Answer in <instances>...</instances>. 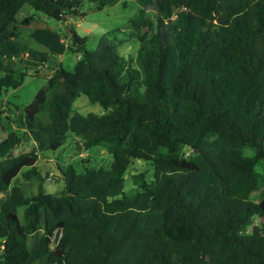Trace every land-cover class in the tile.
<instances>
[{
  "label": "trees",
  "instance_id": "trees-1",
  "mask_svg": "<svg viewBox=\"0 0 264 264\" xmlns=\"http://www.w3.org/2000/svg\"><path fill=\"white\" fill-rule=\"evenodd\" d=\"M126 1L0 0V102L27 76L45 80L0 108V264H264V0H133L135 59L119 55L120 29L89 50L66 25L72 70L20 43L26 4L65 24ZM81 95L105 113L73 112ZM69 134L79 153L104 146L111 166L57 167L64 187L45 193L38 155ZM136 159L152 178L124 192Z\"/></svg>",
  "mask_w": 264,
  "mask_h": 264
},
{
  "label": "rangeland",
  "instance_id": "rangeland-1",
  "mask_svg": "<svg viewBox=\"0 0 264 264\" xmlns=\"http://www.w3.org/2000/svg\"><path fill=\"white\" fill-rule=\"evenodd\" d=\"M125 3V6L123 5V2H119L100 11L89 9L88 4H86L84 6V11L87 12L86 16L80 21H73L69 23V26H73L74 29H76L78 35L87 38L86 47L89 50H93L96 47L101 36L105 35L109 31L120 29L122 30V32L118 33L117 37L122 42L118 44V53L121 57L127 60L135 59L138 52L139 43L136 39L129 38L125 35L126 30L124 29V26L126 25L128 19L136 13L138 6L133 0H128ZM29 15L33 16L34 20L43 22L44 25L48 27V31L41 33L43 34L44 38H50L52 36L63 37V34L67 32V29L63 28L59 22L46 17L42 13L34 11L27 4L23 6L21 11L17 15V18L19 19ZM78 24L80 28L76 27V25ZM66 40L68 47L71 46L70 40ZM20 43L32 47L40 52H51L49 51V49H47L48 47H45V45L36 41L23 42L20 40ZM61 50H63V55L61 59L60 57L58 58L56 56L57 61H59L65 69L72 70L78 58V55L72 52L70 48H62ZM37 81H39V83ZM39 85H42V80H28L24 82V84L20 88L16 89L15 92H12V95H14L13 97L17 96V102L27 104L32 99L37 88H39ZM11 103L13 104V102ZM72 111L82 115L91 113L97 116H102L105 113L104 109L101 106H99L98 104L90 103L87 97H85L84 95L79 96L75 100L72 106ZM39 117L42 121L46 122L47 112L45 111L41 113ZM1 123L4 126L7 125V122L4 118L1 119ZM2 133L3 131L0 129V135ZM76 141L77 138H75L72 134H69L64 146L56 151H46L41 154L42 158L37 162L38 171L42 175H44L46 172L49 174L48 179L43 183V189L45 193L59 192L64 187V181L56 172L57 167L65 169L68 165H73L77 171H82V167L84 166L104 167L107 169L110 168L112 158L104 146H96L79 153L76 150ZM30 145L31 144L29 143H23L20 145L17 151L26 152L30 150ZM138 173H144L146 180H150L152 178L153 168L149 162L139 159L134 160L124 173V192H129L132 189V176ZM17 181L21 184L25 183L24 179H22V176L20 175ZM26 184L27 186L25 187V189L27 194H29L30 192L36 193L37 188L35 183L29 182ZM258 194L259 192L253 193L252 198L254 200H258ZM7 198L8 194L6 192H0V206L7 200ZM22 211V208L18 209L19 218L21 221ZM0 221H3L1 211Z\"/></svg>",
  "mask_w": 264,
  "mask_h": 264
},
{
  "label": "crops",
  "instance_id": "crops-1",
  "mask_svg": "<svg viewBox=\"0 0 264 264\" xmlns=\"http://www.w3.org/2000/svg\"><path fill=\"white\" fill-rule=\"evenodd\" d=\"M69 22L70 21H67L65 24H61V26L63 27V28H65V25H69ZM76 27H79V24L78 25H76ZM80 28V27H79ZM78 30V29H77ZM46 31H48V27H46L45 25H44V23L43 22H40V21H36V20H33L30 24H28V25H25V26H22V27H20V33H19V40H21V41H23V42H27V41H36V42H38V43H41V44H43V45H45V47H48L47 49H49V51H51L50 53L49 52H46V51H44L43 53H46V54H49V55H51V57H53V61H55V62H57V63H59V64H61L59 61H57V59H56V56L59 58L60 57V59H61V57H62V55H63V50H61L62 48L64 49V48H69L68 47V45H67V40L65 39V38H63V37H61V36H58V37H55V36H52V37H50V38H44L43 37V34H41L42 32H46ZM66 31H68V30H66ZM75 31H76V29H75ZM40 32V33H39ZM78 59V58H77ZM16 64H17V61L16 60H14V59H11V60H7L6 62H5V70H9V69H11V68H14L15 66H16ZM45 74H47L46 72H45ZM35 80V79H37V80H42V85H43V83H44V76L42 75V74H39V75H36V76H27L26 78H25V80H24V82H26V81H28V80ZM24 82H23V84H24ZM38 83H39V81H37ZM22 84V85H23ZM21 85V86H22ZM41 85V86H42ZM20 86V87H21ZM40 85H39V88L41 87ZM19 87V88H20ZM38 87V86H37ZM39 88H37V90L39 89ZM18 89V88H17ZM36 90V91H37ZM16 91V89L15 90H11V91H9L7 94H6V96L4 97V102L5 101H10V102H13V104L15 103V105H24V104H22V103H20V102H17V96L16 97H13L14 95H12V92H15ZM36 93V92H35ZM4 102H1L2 103V106L4 105ZM5 136V133L3 132L1 135H0V139L2 138V137H4ZM29 144H31L30 145V148H31V146H32V143H30L29 142ZM42 157H41V154H39L38 155V160L39 159H41ZM51 159V158H50ZM53 161V160H52ZM38 162V161H37ZM56 166H57V164H56ZM56 172L59 174V170L57 169L56 170Z\"/></svg>",
  "mask_w": 264,
  "mask_h": 264
},
{
  "label": "water",
  "instance_id": "water-1",
  "mask_svg": "<svg viewBox=\"0 0 264 264\" xmlns=\"http://www.w3.org/2000/svg\"><path fill=\"white\" fill-rule=\"evenodd\" d=\"M2 107V103L0 102V108Z\"/></svg>",
  "mask_w": 264,
  "mask_h": 264
}]
</instances>
